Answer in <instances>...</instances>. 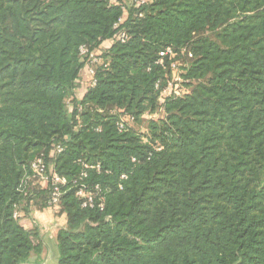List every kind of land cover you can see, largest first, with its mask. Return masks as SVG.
I'll use <instances>...</instances> for the list:
<instances>
[{
  "label": "trees",
  "instance_id": "obj_1",
  "mask_svg": "<svg viewBox=\"0 0 264 264\" xmlns=\"http://www.w3.org/2000/svg\"><path fill=\"white\" fill-rule=\"evenodd\" d=\"M133 1L0 0V264H264V0ZM82 47L101 64L78 97ZM167 47L190 92L159 107ZM40 155L66 180L54 207ZM82 172L102 210L82 208ZM46 209L49 263L27 222Z\"/></svg>",
  "mask_w": 264,
  "mask_h": 264
},
{
  "label": "built area",
  "instance_id": "obj_2",
  "mask_svg": "<svg viewBox=\"0 0 264 264\" xmlns=\"http://www.w3.org/2000/svg\"><path fill=\"white\" fill-rule=\"evenodd\" d=\"M152 0H136L133 1L132 6L134 7L135 10H139L141 7L144 5L148 4ZM123 17L126 16L127 14V8L123 7ZM138 16L141 17V13H138ZM121 22V19L119 20V23ZM118 25V24H117ZM115 25V26H117ZM128 39V36L126 32L121 31L118 41L120 43H125ZM80 56L82 57L83 60H85V70H86V84L84 86L83 91L81 94H78V97H82V95L86 92L87 88H91L92 86L95 85V80H94V73H95V68L96 66L101 64V52L99 50H95L92 52H89V50L85 47H82L80 49ZM168 58L170 62V74L166 79L165 86L162 88L160 96H159V107H162L164 105V102L167 98H172V99H182L185 98L189 92L190 88L187 87L185 84L186 82L183 80V75L185 74V66H182V64L174 60V52L171 47H167L163 49L159 53V58L156 61V64L159 66H163V61L164 59ZM159 85L156 87L158 88ZM71 109V107L69 108ZM163 117V111L162 108L158 110V113H155L153 115H146L144 116V119H149V118H162ZM117 125L119 130H124L126 126H131L133 125V118H131L128 115H119V119H117ZM142 133V131H140ZM63 148L61 146H53L51 153L54 155H59L62 153ZM82 168L84 170L87 169H93L96 168L98 169V166H92V165H87L85 163H80ZM31 170L34 174V177H36L37 181H42L46 184H50L51 192L49 195V202L48 206L49 207H54L57 205L59 198L61 197V187L66 184V180L64 178H61L57 176L55 173L52 172V169L47 166L45 163V160L42 155L36 157L31 162ZM86 172L81 173L80 181L82 182L86 178ZM122 179H125L124 176L121 177ZM101 193V189L98 185L92 187L89 189L87 185H85L83 182L79 186L76 196L82 201V208H90L93 209L95 206H97L100 210L103 209V204L100 202H97V197Z\"/></svg>",
  "mask_w": 264,
  "mask_h": 264
},
{
  "label": "rangeland",
  "instance_id": "obj_3",
  "mask_svg": "<svg viewBox=\"0 0 264 264\" xmlns=\"http://www.w3.org/2000/svg\"><path fill=\"white\" fill-rule=\"evenodd\" d=\"M109 42H107L108 44V47H110L114 42L112 40H108ZM85 73L82 75V77L84 78V80L87 79V76L85 75L86 74V70L84 71ZM88 80V79H87ZM146 126H147V123L144 122H140V123H137L136 125V128L139 129L140 131H145L146 129ZM35 186L39 187L40 189L42 190H46L48 189V185L42 181H36L35 182ZM51 211V210H50ZM49 219L46 220V225L45 227L49 230V228L51 229L52 227H54V230L50 231L49 233H46L44 234L43 238H44V242H45V248L47 249V252H48V255H49V259L47 258L46 259V262H50V258H51V254L52 252L54 251L55 249V237H56V230L57 228L59 229L62 225L61 221L57 218H55V214L53 212H51L50 214H48L47 216H45ZM49 220V221H48ZM43 229V226H41ZM45 256V255H44ZM42 256V258L44 257ZM45 260V258H44ZM48 260V261H47Z\"/></svg>",
  "mask_w": 264,
  "mask_h": 264
},
{
  "label": "crops",
  "instance_id": "obj_4",
  "mask_svg": "<svg viewBox=\"0 0 264 264\" xmlns=\"http://www.w3.org/2000/svg\"><path fill=\"white\" fill-rule=\"evenodd\" d=\"M85 75H86V74H85ZM83 76H84V75H83ZM84 77H85V76H84ZM85 84H86V80L81 79L80 87L77 89V92H76L77 95H78V94H81V92H82L83 89H84ZM51 212H52V211H50V209H46V210H44V211H42V212L35 211V210L31 211V213H30L31 216L29 217V220H27L29 227H32L33 224H34V225H37V226L40 227V228H42L41 226L45 227V225H46V220L49 219V218H47V217H45V216H47V215L50 214ZM48 221H49V220H48ZM52 230H54V227H52L51 229L49 228V230L47 229L45 232H46V233H49V232L52 231ZM44 255H45V256H44ZM42 256H44L43 258L47 259V258L49 257L48 252H47V253L44 252V253L42 254ZM42 256H41V257H42ZM48 259H49V258H48Z\"/></svg>",
  "mask_w": 264,
  "mask_h": 264
}]
</instances>
